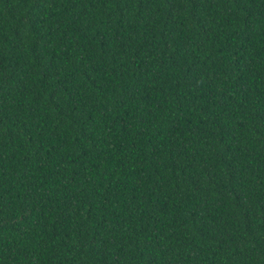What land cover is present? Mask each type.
<instances>
[{"label":"trees","instance_id":"obj_1","mask_svg":"<svg viewBox=\"0 0 264 264\" xmlns=\"http://www.w3.org/2000/svg\"><path fill=\"white\" fill-rule=\"evenodd\" d=\"M0 264H264V0H0Z\"/></svg>","mask_w":264,"mask_h":264}]
</instances>
